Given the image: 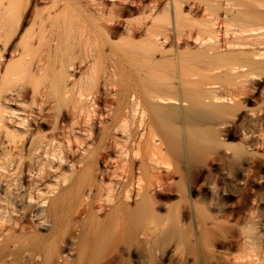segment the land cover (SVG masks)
Listing matches in <instances>:
<instances>
[{
	"label": "rangeland",
	"instance_id": "obj_1",
	"mask_svg": "<svg viewBox=\"0 0 264 264\" xmlns=\"http://www.w3.org/2000/svg\"><path fill=\"white\" fill-rule=\"evenodd\" d=\"M113 1L120 5L128 2H106L110 6ZM132 1L114 35L108 40L96 35L91 39L92 46L102 47L99 52L95 47L90 54L84 53L83 49H74L62 58L51 51L55 36L48 30V23L40 28L33 24L32 5L25 8L22 0H18L8 9L10 15L5 29L8 34L4 32L0 36V68L19 63L15 68L20 72L7 83L17 93L11 96V105L0 122V216L18 218V209L27 204L25 192L40 180V176L48 174L54 176L56 182L46 178L41 179V184L44 189L51 190L46 197H59L55 207L59 222L56 229H52V220L44 216L46 204L32 205L27 216V221L32 224L31 235L24 239L22 252L15 258H0V264H193L190 250L199 243L197 225L183 212L186 194L177 184L170 187V192H157L148 207L149 217L127 222L129 225L125 223L129 227L122 224V232L115 229L117 236L110 239L97 256L92 254L87 239L80 241L79 238L81 233L91 236L98 230L97 225L110 226L113 220L116 225V220L119 221L117 214L120 210L111 209L113 204L104 200V192L100 197L92 196L90 192V180H98V170L107 166L112 172L125 164L137 167L141 164L140 157L146 155L144 149L136 154V145L129 142L106 153L101 125L94 126L91 131L85 128L95 122V110L105 112L94 104L97 83L106 74L114 72L115 88H128L132 93L155 92L157 86H164L161 83L172 71L173 49L176 48L182 65L195 73H205L203 69L208 65L205 53L212 54V61L218 55L231 63H240L232 55L247 52L256 55L261 64L252 70L255 76H249L244 83L246 95L236 98L244 100L243 103L223 116L229 134L215 135V139L229 149L213 144L203 147V156L212 158V164H199L191 174V182L201 186L198 192L193 189L192 199L215 219L219 228L208 247L212 252V264H264V21H246L238 16L247 12V6L255 2L230 0L234 5L225 17L219 6L222 0H184L179 7L180 27L176 42L175 34L168 26L170 0ZM52 3L53 0H42L37 8L38 17L48 12L55 16L58 11L50 8ZM261 9L256 8L262 12ZM106 20L110 25L117 18L107 14ZM212 21L216 25L213 35L208 28ZM126 26L134 30L130 40L126 37ZM128 42L133 43L134 49L125 48ZM213 64L212 68L215 67ZM95 70L97 74L91 75ZM2 72L1 68L0 75ZM217 73L209 74L213 78ZM58 74L63 77L59 89L52 85ZM223 79L219 80L221 85ZM212 81L216 80L213 78ZM223 86L228 92L236 91L225 83ZM161 92L167 93L165 88ZM192 124L202 130L206 128L198 119ZM79 125L82 126L80 132L71 129V126ZM207 127L217 130L218 126ZM59 141H73L75 144L69 149L67 145L59 146ZM165 157L167 164H179L169 155ZM243 193L249 199L247 207L242 205L240 195ZM133 206L134 202L130 201L129 207ZM169 228L174 232L162 236L160 231ZM145 230L151 231L154 237L159 236V250L148 263L137 258L143 250L140 235ZM253 257L261 262L254 261Z\"/></svg>",
	"mask_w": 264,
	"mask_h": 264
},
{
	"label": "bare ground",
	"instance_id": "obj_2",
	"mask_svg": "<svg viewBox=\"0 0 264 264\" xmlns=\"http://www.w3.org/2000/svg\"><path fill=\"white\" fill-rule=\"evenodd\" d=\"M16 1L18 0H0V36H2L4 32L5 35L8 34V31H5L10 15L8 9ZM41 1L42 0H34L33 3L32 0H22L25 8L31 5L33 7L34 25L40 28L45 23H48V30L55 36V44H52L51 51L54 55H58L61 58L62 55L74 52V49H83L84 53H89L92 52V48L95 47L99 52L102 47L98 45L92 46L90 44L91 39L96 35L108 40L109 36L114 35L116 27L120 26L119 24L123 19L125 11L128 10L130 4L133 3L132 0H128L125 5H120L113 1L109 6L106 2L107 0H53L52 7L50 8H56V11H58L57 14L52 17V14L48 12L38 17L37 8H40L39 4ZM170 1L171 4L169 6L167 5L168 26L170 30L174 32L175 41L177 42V32L180 27L179 7L184 0ZM253 1L255 4L247 6V12L243 15H237L246 21H264V0ZM261 2H263V4H260ZM232 5L234 4H232L230 0H222L221 4H219V6L222 7L225 17L231 12ZM256 8H262V12L256 10ZM107 14L111 17H116L117 21H113L110 25H107L106 22L109 21L106 20ZM211 23L212 24L208 25V28L213 35L215 34V24L213 21ZM47 27H45V30H47ZM125 30L126 37L129 40L133 38L134 30L128 26L125 27ZM240 32L243 33V31ZM154 36L155 35H153V37ZM208 39L207 41H209ZM70 40H72V42H70ZM235 46L238 47L239 45ZM242 46L243 45H241V47ZM133 47L134 45L132 42H128L125 45V48L128 50L134 49ZM211 50L212 49L208 51ZM177 52V48L173 49L172 71L166 76L163 83H161L164 86H157L155 88L156 93L154 91L132 93L128 88H115L114 79L112 80L113 71V74L111 72L106 74L102 81L97 83L94 104L97 108L103 109L105 112L103 113L102 111L95 110V122L92 121V123L86 125L85 128L87 127L91 131L94 126L101 125L102 145L106 153H110L112 149H117L121 143L126 144L129 142L136 145V147L134 146L136 149L134 152L136 154L140 151L142 152L144 149L146 155L145 157H140L141 164L139 163L137 167L134 164H125L121 167L119 166L120 168L117 170L110 172L107 166H103L98 170V180H90L89 188H91L90 192L92 191V196L100 197L103 196L104 192L106 198L104 200L113 204L111 209L120 210L119 214H117V210L115 211L119 220H116V225L118 222L120 224H118L117 227L113 225V220L110 226H106V224L97 225L96 228H98V230L89 237L84 233L80 234V241L87 239L94 256L99 254L110 239L117 236L115 234V229L119 228L121 232L124 230L122 224L125 225L127 222L132 223L138 221L140 218L144 220L146 217H149L148 207L154 200L157 192H170V187L177 184L181 185L186 194L184 197L185 203L184 205L182 204L183 212H185V215L197 225L195 228L197 229V240L199 243L196 241V243H198L197 247L190 250L192 255L190 261H192L193 264H212V252L208 247L211 240L215 237V231L219 228L216 225L215 219L213 220L210 215L203 211L199 206L200 204L198 205V203L192 199L193 189L198 192L201 186L191 182V174H194L196 167L201 163L207 162L212 164V158L208 159L205 155L203 156L202 148L206 145L213 144L216 147L224 146L229 149L226 145H223L220 140H216L215 135L216 133L225 136L229 134V131L226 130L227 124L223 116L232 112L234 106L243 103L244 100L241 101L240 99L239 101L238 99L236 100V98L246 95L244 83L249 76H255L252 70L258 69L261 64L257 62L256 55H251L247 52L239 51L232 55V57L238 59L240 63H231L223 56L218 55L214 58V61H212V54L209 53L210 55H208V53H205V57L208 58V65H206L205 68L203 67L205 73H195L182 65ZM175 54H177V56H175ZM114 57L113 55V58ZM212 62L215 64L213 68ZM112 64L114 63L112 62ZM17 65H19V63ZM17 65L13 66L10 64L1 67L3 72L0 75V122H3V119H5L3 114H6V110L11 105V96L17 93L15 92L16 90L13 89V86L7 84L8 82H12L15 76H17V73L20 72V70L15 68ZM62 67H64V65ZM69 67H72V65ZM39 69L40 71L43 70V68ZM73 70H75V68ZM65 71L67 70L65 69ZM214 71L219 72L213 77L216 80L215 82L212 81L213 78L209 74H212ZM92 74L95 76L97 71H92L91 75ZM91 75L87 76L91 78ZM221 78H224L222 80L223 83L234 87L236 91L228 92L225 90L223 83L221 85L219 82ZM61 81H63V77L58 74L52 80V85L59 89ZM203 86H212V88L207 89L203 88ZM164 88L167 93L161 92V89ZM57 89L55 92H57ZM168 90L170 91L168 92ZM86 92H88V90ZM83 93H85V91ZM228 97H230V99ZM77 105L79 104L77 103ZM87 116L86 113V117ZM25 119L26 118L23 117V120ZM194 119L203 121V126L206 128L202 130L198 125L192 124ZM80 120L82 121L81 118ZM212 124L218 126L217 130H213L212 127H207ZM81 127V125H79V127L71 126V129H79L77 131L80 132ZM156 131L158 134H156ZM59 139H57V141ZM57 143L59 146L67 145L68 148L73 147L75 144L73 141H66L64 142L65 144L60 141ZM236 149L240 150V148ZM167 155L179 162V164H167L165 157ZM133 156L137 158L136 156L138 155ZM147 162L150 164H145ZM164 162L166 163L164 164ZM46 178L56 182L54 176L46 174V176H40V180H36L35 184H31V187L25 192V202L27 204L18 209L20 211L18 218L10 217L7 218V220L0 216L2 221H0V258H15L22 252L24 239L29 238L31 235L32 224L30 225L27 221V216L29 215L32 205L36 203L46 204L44 216L52 220V229H56L58 226L59 218L55 207L58 205L59 197H46L47 194L51 193L49 188H47L48 190L44 189L43 183L41 184V179ZM176 191L178 190L176 189ZM240 196L242 197L241 201L243 207H247L249 203L247 195L243 193ZM130 201L134 202L132 208L129 207ZM238 217L240 218V215ZM209 224H212V227L209 226ZM150 232L151 231L145 230L142 231L140 235V243L143 250L137 254V258H139L142 263H148L152 260L154 254L159 250L157 247L159 236L154 237ZM160 232L161 235L165 234L167 236L168 234H172L174 229L169 228L168 231L162 230ZM224 232L226 233L227 230H224ZM262 248L264 249V246ZM250 257L251 256H249V258ZM253 259H255V257H253ZM256 259L258 258L256 257ZM256 259L254 261H256ZM11 260H13V258ZM246 260L250 261V259ZM260 262L261 261H258V263ZM250 264L252 263L250 262Z\"/></svg>",
	"mask_w": 264,
	"mask_h": 264
}]
</instances>
